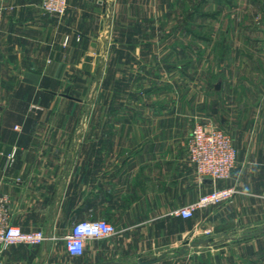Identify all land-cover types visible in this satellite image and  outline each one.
<instances>
[{
	"label": "crops",
	"instance_id": "1",
	"mask_svg": "<svg viewBox=\"0 0 264 264\" xmlns=\"http://www.w3.org/2000/svg\"><path fill=\"white\" fill-rule=\"evenodd\" d=\"M189 18L197 47L175 40ZM197 121L230 135L229 180L191 163ZM0 194L13 223L51 238L3 264H264V0H69L61 18L0 0ZM98 219L118 233L71 256L62 237Z\"/></svg>",
	"mask_w": 264,
	"mask_h": 264
},
{
	"label": "built area",
	"instance_id": "2",
	"mask_svg": "<svg viewBox=\"0 0 264 264\" xmlns=\"http://www.w3.org/2000/svg\"><path fill=\"white\" fill-rule=\"evenodd\" d=\"M69 0H41L42 10L55 17H63L67 13ZM71 36L64 38V45H68ZM18 129V126L16 127ZM189 159L196 167L202 179H209L215 185L218 181L229 180L236 164L237 151L229 134L213 122L197 121L187 139ZM15 151L8 155L6 167L12 166ZM235 187L218 189L202 196L198 202L175 212L183 218H192L199 207L223 204L230 201L236 194ZM118 230L105 220H84L76 223L62 237L66 251L74 257L83 256L89 240L104 239L116 235ZM210 234V230L205 231ZM48 239L41 228L25 231L12 222L10 211V197L0 194V264L1 255L10 246L25 244L39 246Z\"/></svg>",
	"mask_w": 264,
	"mask_h": 264
},
{
	"label": "rangeland",
	"instance_id": "3",
	"mask_svg": "<svg viewBox=\"0 0 264 264\" xmlns=\"http://www.w3.org/2000/svg\"><path fill=\"white\" fill-rule=\"evenodd\" d=\"M247 5H250V4L248 3ZM248 7H250V6H248ZM208 9L210 10V8H208ZM194 10H199V3L198 2L197 3L192 2V4L188 5V7H187L188 13L187 14L189 15V17L194 14ZM188 22H189L188 26L190 29L189 30H182L181 34H179V35L176 34L177 38L175 40L177 42L179 40L181 43H186V44H188L189 47H191V46L197 47L199 45V35L201 34V32L199 33V21L195 22V20L193 18H189ZM209 30H211V29H209ZM177 33H178V30H177ZM193 88H194V90L197 89L195 86H193ZM93 90H94V88H93Z\"/></svg>",
	"mask_w": 264,
	"mask_h": 264
},
{
	"label": "water",
	"instance_id": "4",
	"mask_svg": "<svg viewBox=\"0 0 264 264\" xmlns=\"http://www.w3.org/2000/svg\"><path fill=\"white\" fill-rule=\"evenodd\" d=\"M203 242L204 243H208V242H210L209 240H203ZM148 262H146V261H140V264H147Z\"/></svg>",
	"mask_w": 264,
	"mask_h": 264
}]
</instances>
